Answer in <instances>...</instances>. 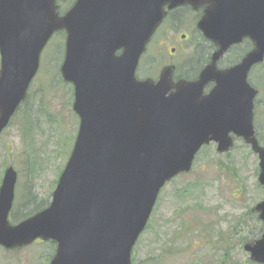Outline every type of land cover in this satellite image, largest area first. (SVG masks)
Wrapping results in <instances>:
<instances>
[{"label": "water", "instance_id": "water-1", "mask_svg": "<svg viewBox=\"0 0 264 264\" xmlns=\"http://www.w3.org/2000/svg\"><path fill=\"white\" fill-rule=\"evenodd\" d=\"M58 1L0 0V133L25 100L40 54L64 31L60 67L74 87L79 120L75 141L49 205L11 224L16 173L0 183V247L17 250L36 240L54 242L49 264H132L131 251L166 182L188 173L203 145L224 153L233 137L258 156L264 186V146L251 124L256 91L246 81L264 57V0H76L64 14ZM202 9L197 28L216 47L195 81H172V67L157 82L135 70L166 10ZM166 9V10H165ZM248 38L253 48L225 70L217 60ZM117 52H120L118 55ZM214 82L207 95L204 86ZM253 211L264 224V200ZM243 249L264 264V231Z\"/></svg>", "mask_w": 264, "mask_h": 264}, {"label": "rangeland", "instance_id": "rangeland-1", "mask_svg": "<svg viewBox=\"0 0 264 264\" xmlns=\"http://www.w3.org/2000/svg\"><path fill=\"white\" fill-rule=\"evenodd\" d=\"M178 13L181 26L174 31L166 22L154 35L146 55L140 58L138 75L146 72L147 64L158 66L159 54L163 56L176 46L173 40L181 34L188 39L176 59L189 60L192 38L187 32L192 16L186 10ZM63 55L64 35L57 34L40 55L27 99L0 135V182L8 166L17 174L10 214L13 223L49 204L76 136L73 87L64 83L59 73ZM188 67L190 70L189 63ZM250 79L260 84L264 100V84L255 75ZM261 127L262 133L264 123ZM257 175L258 158L241 143L221 156L215 146L201 149L191 172L176 177L161 191L133 249L132 264H255L242 246L258 239L263 229L251 212L264 198ZM15 214L17 218L13 219ZM53 251L52 244L42 242L21 250L0 247V264H49Z\"/></svg>", "mask_w": 264, "mask_h": 264}, {"label": "flooded vegetation", "instance_id": "flooded-vegetation-1", "mask_svg": "<svg viewBox=\"0 0 264 264\" xmlns=\"http://www.w3.org/2000/svg\"><path fill=\"white\" fill-rule=\"evenodd\" d=\"M180 10H186L190 13L192 16L190 32H187L188 35L190 34L192 38V55L190 56L189 60H177V54L179 53V50L184 48V41L188 39V36L186 34H181L178 37H176L173 40L174 45L169 48V51L167 54L163 55L159 54L157 57L160 59L158 61L160 63L157 64L158 66L154 67L153 63H150V65L147 64L146 72L138 75L137 79H153L154 81H157L160 72L164 67L172 66L173 67V80L178 81L181 79L184 80H196L200 72L210 63L211 57L215 51V47L211 43H205L203 44L201 41V37L197 38L196 36H201L200 31H198L196 25L197 21L199 20V17L201 15V10L193 11L190 7H180L174 10H171L167 13L165 19L163 20V23L169 22L171 25V29L176 31L175 29L182 23L181 15L178 13ZM169 32L168 30L165 32ZM193 35V36H192ZM191 40V39H190ZM159 46H162L163 43H158ZM252 45L251 42L248 39H244L241 41L240 44L232 46L225 54H223L218 61L216 62V67L218 70H225L230 67H234L240 63L242 58L251 50ZM177 52V53H176ZM188 63L190 64V70L188 67ZM189 70V71H188ZM252 75H255L259 78L261 81L260 83L264 84V61L262 63L253 65L247 75V82L249 85L256 91V95L253 98V108H252V120L251 124L253 127V131L255 133V138L257 139L258 143L261 146H264V132H259L261 125L264 123V100L262 99V92H261V86L257 82L254 83L251 81L250 77ZM215 86L214 82H209L205 85L203 89V94L209 93L212 88ZM261 127V128H260ZM236 143H241L243 146L248 147L245 145L242 140H237ZM215 146L216 151V145L215 144H209L207 146ZM205 146V147H207ZM204 147V148H205ZM233 150V149H232ZM200 152V151H199ZM216 154L218 156L226 155V154H219L216 151ZM221 166V164H220ZM220 166L218 169H220ZM258 177V175H257ZM257 185L264 191V186H261L257 183ZM261 225V223H259ZM262 226V225H261ZM53 256V255H52Z\"/></svg>", "mask_w": 264, "mask_h": 264}, {"label": "trees", "instance_id": "trees-1", "mask_svg": "<svg viewBox=\"0 0 264 264\" xmlns=\"http://www.w3.org/2000/svg\"><path fill=\"white\" fill-rule=\"evenodd\" d=\"M201 42H202L203 44L207 43V42L204 41L203 39H201L200 43H201ZM12 217H13V219H15V218H17V215L15 214V215H13Z\"/></svg>", "mask_w": 264, "mask_h": 264}]
</instances>
